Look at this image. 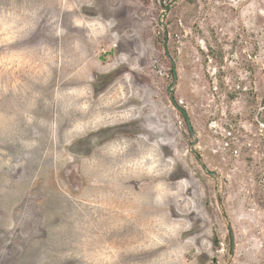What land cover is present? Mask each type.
I'll use <instances>...</instances> for the list:
<instances>
[{
	"label": "rangeland",
	"instance_id": "374dc122",
	"mask_svg": "<svg viewBox=\"0 0 264 264\" xmlns=\"http://www.w3.org/2000/svg\"><path fill=\"white\" fill-rule=\"evenodd\" d=\"M177 1L0 0V264H264V0Z\"/></svg>",
	"mask_w": 264,
	"mask_h": 264
},
{
	"label": "water",
	"instance_id": "95a60500",
	"mask_svg": "<svg viewBox=\"0 0 264 264\" xmlns=\"http://www.w3.org/2000/svg\"><path fill=\"white\" fill-rule=\"evenodd\" d=\"M179 1V0H178ZM177 1V2H178ZM176 2V3H177ZM164 15H165V13H164ZM163 15V16H164ZM164 29H165V27H163ZM167 42H168V38H167V36H166V40H165V46H167ZM168 55V54H167ZM171 61V60H170ZM171 64H173V62L171 61ZM173 66V75H174V80H173V84H172V86H171V88H170V91H169V96H170V100H171V102L177 107V109H179V111L181 110V113L184 115V118H185V121H186V123H187V126H188V130H189V133H190V135H191V137H192V149H191V151H192V153L194 154V156L196 157V159H197V162L199 163V165H200V167L202 168V170L203 171H205L207 174H209V175H213L216 179H219V177H218V175L216 174V173H211L207 168H206V166L204 165V163L202 162V160H201V157H200V155L198 154V140H197V137H195V134H194V131H193V129H192V126H191V124H190V121H189V119H188V117H187V114L182 110V109H180L178 106H177V104H176V102H175V99H174V89H175V86H176V84H177V77H176V70H175V65L173 64L172 65ZM218 202H219V204H220V201L218 200ZM230 227V226H229ZM233 241V240H232Z\"/></svg>",
	"mask_w": 264,
	"mask_h": 264
},
{
	"label": "flooded vegetation",
	"instance_id": "af4514ba",
	"mask_svg": "<svg viewBox=\"0 0 264 264\" xmlns=\"http://www.w3.org/2000/svg\"><path fill=\"white\" fill-rule=\"evenodd\" d=\"M175 70H176V68H175ZM176 77H177V70H176ZM172 78H173V80H174V75H173V66H172ZM177 81H178V78H177Z\"/></svg>",
	"mask_w": 264,
	"mask_h": 264
}]
</instances>
